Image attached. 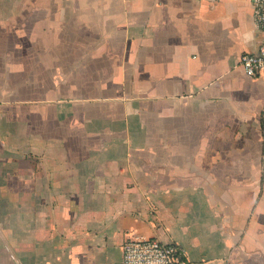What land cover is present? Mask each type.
<instances>
[{
    "label": "crops",
    "instance_id": "crops-1",
    "mask_svg": "<svg viewBox=\"0 0 264 264\" xmlns=\"http://www.w3.org/2000/svg\"><path fill=\"white\" fill-rule=\"evenodd\" d=\"M251 0H0V264H264Z\"/></svg>",
    "mask_w": 264,
    "mask_h": 264
},
{
    "label": "built area",
    "instance_id": "built-area-1",
    "mask_svg": "<svg viewBox=\"0 0 264 264\" xmlns=\"http://www.w3.org/2000/svg\"><path fill=\"white\" fill-rule=\"evenodd\" d=\"M251 4L254 24L261 37L256 54L240 55L239 64L248 76H254L264 68V0H251ZM121 251L122 264H189L182 247L152 237L128 236L122 242Z\"/></svg>",
    "mask_w": 264,
    "mask_h": 264
}]
</instances>
